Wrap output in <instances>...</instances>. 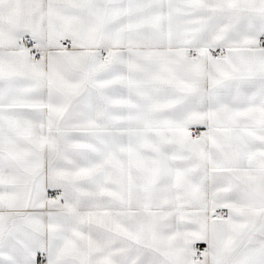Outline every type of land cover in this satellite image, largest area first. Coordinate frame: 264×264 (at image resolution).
<instances>
[{"label": "snow or ice", "instance_id": "6c2138e0", "mask_svg": "<svg viewBox=\"0 0 264 264\" xmlns=\"http://www.w3.org/2000/svg\"><path fill=\"white\" fill-rule=\"evenodd\" d=\"M0 264H264V0H0Z\"/></svg>", "mask_w": 264, "mask_h": 264}]
</instances>
